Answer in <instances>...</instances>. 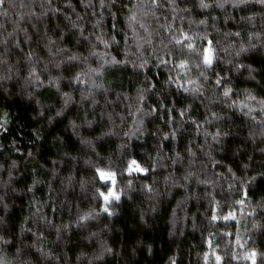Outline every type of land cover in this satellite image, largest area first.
Returning a JSON list of instances; mask_svg holds the SVG:
<instances>
[{"label":"trees","instance_id":"16d2710c","mask_svg":"<svg viewBox=\"0 0 264 264\" xmlns=\"http://www.w3.org/2000/svg\"><path fill=\"white\" fill-rule=\"evenodd\" d=\"M42 2L43 0H5L8 14L7 16L0 15V25H3V28H0V34L7 35V32L13 31L18 21L31 34L34 30L30 24L36 21L30 14L33 12L39 14ZM95 2V8L86 9L80 0H72L75 11L85 17L87 27L85 36L92 32L100 34L101 31L107 35L112 31L113 20L107 12H104L103 28L94 29L92 27L103 11L98 5V0ZM56 5L62 9L59 20L56 17H51L40 23L41 34L45 27L50 35L54 31L67 32L68 29L64 26L68 24V21L63 19V15L65 13L73 15V13L66 9L65 0H56ZM184 6L181 5V7ZM187 7L192 9L191 13L185 14L186 19L183 22L177 20L176 23H182L185 30L192 34L203 32L205 26L199 25L198 21L208 19V39H212L214 43L219 41L217 47L221 49L229 48V51H232L230 45L234 44L235 47H239L241 42L247 43L248 35L253 32L260 34V39L254 36L252 41L258 47H260L261 40H264V10L259 5L255 7L249 5L246 11L233 10L231 7H228L226 11L223 9L202 10L193 4H188ZM93 12L97 15L93 16ZM209 12L210 16L207 15ZM168 14V9H163L158 13L161 18ZM124 15V12L120 13L121 23L118 27L121 29L125 28ZM229 15L232 19H227ZM253 15L255 19L251 23L240 19ZM21 16L24 17L23 21L20 20ZM73 18L75 17L73 16ZM213 18H216L215 28L219 31H215L211 26ZM189 21L192 23L189 24ZM149 22H151V17H149ZM57 23L61 26L58 30L56 29ZM153 27H155L154 24ZM235 32H240L241 35L239 37L225 35ZM20 35L22 37L23 33L21 32ZM78 36L77 33V36L68 40L64 46L87 56L90 44H77ZM129 37L131 38L130 31ZM53 38L57 37L53 36ZM117 39L121 43L113 45L108 51L117 59H123L126 45L122 35ZM89 40L91 44L97 43L94 36H91ZM131 47L133 52L136 51L135 45H131ZM33 48L40 51L41 55H45L42 49L35 48V44H33ZM24 50L28 51L27 45H24ZM97 50L104 51L103 45H99ZM150 51L149 49L145 52V55H148ZM220 56L221 62L216 70L220 71L231 67L225 62L231 57L226 56L223 52L220 53ZM5 58L15 66L20 56L17 50H11L9 54H5ZM89 61L94 67L96 66L95 57H90ZM242 62L253 64L257 68L261 67L264 62V48H260L258 52L252 50L245 54ZM7 67V65H0V75L7 71ZM79 67L87 70V65H79ZM20 68V77L13 75V79L5 81L3 84V87L13 94L8 95L5 92L0 95V111L7 110L10 113L9 131L0 134V146H3L0 147V196H4V202L8 204V212L0 213V215H4L9 223L0 227L13 228L17 237L13 245L5 247L3 250L12 264H19L21 259L31 261V264H37L39 259L40 264H46L43 258H40L35 252V249L30 252L25 251L20 256L16 255V248L20 247L21 238L24 245H31L34 240L31 233H24L23 237L20 235V226L24 223V218L29 217L31 221V219L38 218L41 213L45 214L57 226L71 225V229L65 233L64 239L59 242L56 239L54 227L46 226L43 222L38 224L29 222L26 225L31 226L33 231L37 227L44 230L47 236L44 242L45 249H51L56 255L62 257L64 264H88L105 243L114 249L116 255L106 256L105 261L99 262V264H168L170 257H176L178 264H205V252H216L224 256L229 264H251V261H245L242 258L246 249L239 246V244L248 241L250 234L246 230L249 227L248 222L252 219L248 216L250 207L247 204L243 207L233 205L234 198L238 197L234 192L228 191V181L214 178L213 172L226 173V168L231 167L237 175L242 176L245 174L244 163L257 165L264 159L260 152V149L264 148V143H260L264 137L260 135L262 128L258 123L261 117L257 116V121H253L242 112L228 108L209 88L203 100L191 97L185 100L184 96L187 94L169 97L177 99V107H183L188 103L193 104L192 115L201 122L200 130L188 123L180 128V133L175 140L165 141L161 139L160 134H156L157 128L167 132L169 127L165 126L163 121L157 120L149 123L146 119L143 132L137 133L136 136L129 139L123 136V132L139 127L134 123L139 116L136 113L137 89L144 86L142 83L144 76L133 75L129 67L128 69L111 68L103 77L98 78L97 82L101 83L102 87L93 90L97 101L94 108L90 104L79 103L80 94L76 92L74 94L76 103L69 107L64 116L56 117L49 124L46 117H55V112L48 111L45 118L39 116V106L30 103L27 99L28 89L22 78L26 74V68L23 64L20 65ZM223 74L231 75L233 86L237 90L256 89L254 83L245 82L246 72L243 75L235 72ZM65 75L68 73L65 72ZM148 76L152 83L157 85V90L155 95L148 94L147 104H155L157 96L161 92L174 93L175 86L170 87L164 83L167 78L166 69L153 68L148 72ZM257 79L259 80L260 77ZM64 90L68 91L69 89L64 86ZM36 91L38 99L45 108L60 107V101L54 89H37ZM34 109L37 110L34 111ZM85 109L89 113L87 118L95 123L92 128L84 125L78 131L80 136L94 142L95 152L91 147L81 144L79 137L74 135L68 126L69 120L72 119H75L78 124L81 123ZM211 112L221 113L222 119L214 120L211 117ZM109 115L112 117L111 121L108 120ZM206 119L211 122L204 123ZM110 128L118 135L104 137L102 140L96 139ZM217 128L228 133L226 137H222L220 145H216L211 136H205V130L214 133ZM33 129H39L44 139L35 141L32 135ZM250 132L255 134V139L249 135ZM57 136L62 137L64 143L56 140ZM13 141H15V148H18L19 151L12 147ZM125 141H127L126 144ZM121 145H124V148H121ZM161 146L165 158L153 167V160L156 159L157 151L161 149ZM188 148L196 153L194 157L189 156ZM28 152L33 153L32 157L27 155ZM176 152L181 154V159L174 163ZM206 152H211L215 160L221 162L219 168L212 167L209 157L205 155ZM64 153H68V156H64ZM126 155L135 157L143 167L149 168L150 171L147 173L134 172L132 176L135 178L131 189L127 186V174L124 176L118 174L119 187L123 188L126 194L115 208L116 215L108 217L106 214H101L86 225L78 227L75 221L79 214L102 204V199H93L95 169L91 163H86V161L105 168L111 161L113 168H116L122 166ZM249 157H254V159L250 161ZM13 161L16 162L15 168L12 167ZM53 161H56L55 165H53ZM193 161L195 162L193 163ZM188 170H191L195 175L187 182L182 181L188 184L187 188H172L170 180L166 183V178L179 179ZM69 177H71V183H69ZM205 178L216 179L215 185L197 182L198 179ZM34 179L39 180L40 183L32 192L26 191V186H30ZM82 182L84 188H81ZM103 183L100 182L95 187H100ZM149 185L156 190L154 193L147 192L145 186ZM209 194L220 201L219 205L212 204L211 207L216 209L221 217L231 210L236 219L225 221L221 218L211 221L208 216ZM262 197H264V192L255 190L249 197L252 202L251 208H255L258 213L256 216L258 221L264 220V209L256 207ZM178 202L181 203L180 207H178ZM225 205L230 207H225ZM37 207L40 208V213H36ZM153 207H155V211L152 210ZM222 208L223 212H220ZM34 213H36L35 217ZM141 214L144 216L143 220L140 218ZM92 233L96 235L93 236ZM226 233H230V235ZM237 237H239V243ZM209 240L212 243L211 248L207 243ZM251 243H255L258 249H264V235L256 234L253 241L249 243V247H251ZM57 244H59L58 247ZM149 245L152 247V253L146 250ZM232 253H235L238 259L232 260ZM53 264L56 262L53 261ZM212 264H215L214 258H212Z\"/></svg>","mask_w":264,"mask_h":264},{"label":"snow or ice","instance_id":"6c2138e0","mask_svg":"<svg viewBox=\"0 0 264 264\" xmlns=\"http://www.w3.org/2000/svg\"><path fill=\"white\" fill-rule=\"evenodd\" d=\"M80 3L87 8H95V0H80ZM185 5L181 7V5ZM188 4L198 6L202 10L207 9H223L226 11L228 7L233 10L246 11L249 5L255 7L259 5L264 10V0H98L99 7L103 10L99 14V18L95 20L92 25L94 29L103 28L104 12L112 18V31L107 35L100 32L89 33L85 36L87 27L85 24V17L75 11L72 0H65L66 9L71 10L73 15L64 14L63 19L68 21V24L64 27L67 28V32L54 31L52 35L49 34L47 27H45L43 34L39 28V24L44 22L46 19L56 17L59 20L62 9L56 5V0H43L40 4L41 12L39 14L33 12L31 17L36 21L31 23L30 27L34 30L31 34L27 28L21 26L20 22H16V27L11 32H7V35L0 34V65H7V71L0 75V95L5 92L8 95H12L8 89L3 87L5 81L13 79V75L16 77L21 76L20 65L26 68V74L23 75V80L27 90V99L30 103H34L39 106V116L41 118L46 117L48 111H54L55 117L47 116L48 123L51 124L56 117H62L65 115L69 107L76 103L74 94L79 92L81 104H90L95 107L97 101L95 99L94 89L102 87L101 83L97 80L103 77L104 74L111 68L128 69L131 68L133 75L144 76L143 87L137 89V107L136 113L139 114L137 120L134 123L138 124L135 130L129 129L123 132L124 137L131 139L132 136H136L137 133H142L145 125V120L148 122L163 121V124L169 127V131L164 132L161 128H157V133L161 135L162 140H175L180 133V128L184 125L191 123L197 130H200L202 125L201 122L192 115L193 104L188 103L183 107H177L178 101L175 98L170 99V96L183 95L184 99L187 100L190 97L194 99L203 100L207 95L208 89L211 88L216 94L217 98L221 99L228 108H232L242 112L245 116L250 117L253 121H257V116L261 117L258 123L261 125L262 131L261 137H264V62L261 67L257 68L253 64H246L242 62L245 58V54L252 50L260 51V48H264V40H261L260 47L256 43H253V37L260 39V34L257 32L250 33L248 35V42H241L239 47L230 45L232 51L229 48H219L217 45L219 41L208 39L207 28L209 26L208 19H201L198 21L199 25H203V32L190 34L185 30L183 24H177L176 21L180 20L183 22L186 19L185 14H190L192 9L188 8ZM15 6V5H10ZM115 9V11H113ZM163 9H168L169 14L163 16L158 15ZM124 12L123 24L124 29L118 27L121 23L120 13ZM8 6L5 4V0H0V15L7 16ZM93 16L97 13L93 12ZM208 16L211 13H207ZM73 16L75 18H73ZM151 17V22H149ZM227 19H232L229 15ZM241 20H247L249 23L253 22L255 16L241 17ZM20 20L23 21L24 17L21 16ZM216 18L212 19L211 26L215 31L219 29L215 28ZM192 21H189L191 24ZM153 24L155 27H153ZM60 24H56V29H60ZM3 28V25H0ZM129 31L131 38L129 37ZM23 33L21 37L20 33ZM77 33V44H90V50L87 56L82 55L79 51H73L71 48L64 46L68 40L72 37H76ZM123 36V42L126 45L124 48L123 59H117L116 56L112 55L108 49L113 45H119L121 41L117 39L118 36ZM225 35H234L239 37L240 32L226 33ZM53 36L57 38L54 39ZM95 37L96 44H91L89 38ZM206 41V43H204ZM35 44L36 49H42L45 55H41L40 51H36L33 48ZM24 45H27L28 51L25 52ZM103 45L104 51H98V46ZM131 45H135L136 51H132ZM151 50L148 55L145 52ZM11 50H17L20 59L16 61V65L9 63V60L5 58V54H9ZM223 52L226 56H230L231 59L225 62L231 67L227 69H221L217 71V67L221 62L220 53ZM131 53V55H129ZM90 57H95L97 64L94 67L90 61ZM79 65H87V70L80 68ZM153 68L166 69L167 78L164 81L165 84L174 87V93L161 92L156 99L155 104H147L146 101L149 99V93L156 94L157 85L152 83L151 78L148 76ZM65 72L68 75H65ZM237 73L243 75L244 72L247 75L244 77L245 82L254 83L256 89L243 88L237 90L233 86L231 75H225L223 73ZM55 73V74H54ZM257 77H260L258 80ZM19 82V81H17ZM64 86L69 90L65 91ZM37 89H54L57 97L60 101L59 108H45L40 99H38ZM37 109H34V111ZM209 111H211L209 109ZM89 113L85 109L84 118L81 123H77L75 119L69 120L68 126L72 129L74 135L79 137L80 143L87 145L95 152L94 142L89 139H85L80 136L78 131L84 125L88 128H92L95 123L93 120L88 119ZM131 115V113H130ZM10 113L7 110L0 111V134H5L9 131L8 124L10 122ZM103 117V114H101ZM211 117L214 120H221L222 114L217 112H211ZM111 115L108 116V120L111 121ZM211 121L205 120L204 123H210ZM32 135L35 141L44 139L39 129H33ZM118 135L113 129L103 132L97 140H102L104 137H111ZM227 132L217 128L214 133L207 132L205 130V136H211L212 140L216 145L222 143V137H226ZM249 135L255 139L254 133ZM138 138V136H137ZM56 140L64 143L63 138L60 136L55 137ZM127 141H125V144ZM264 143V139L260 141ZM3 147V146H0ZM12 147L15 148V141L12 143ZM124 148V145H121ZM19 151L18 148H15ZM187 152L189 156L194 157L196 153L188 148ZM261 155L264 156V148L260 149ZM27 155L32 157L33 153L28 152ZM206 156L209 157V163L213 168H219L221 162L215 160L211 155V152H206ZM64 156H68V153H64ZM165 157L162 154L161 149L157 151L156 159L153 160V167H155L161 159ZM181 159V154L176 152L174 163ZM250 161L254 157L248 158ZM195 161H193L194 163ZM55 165L56 161L52 162ZM91 163L95 169L93 173V199L101 200L102 204L98 205L97 208L90 209L89 211L83 212L76 218V225L82 227L89 221L96 219L101 214H106L108 217L116 215L115 208L118 206L123 196L126 194L123 188L119 187L117 176H124L127 174V186L129 189L132 188L133 179L135 177L132 174L135 173H147L150 171L149 168L143 167L138 160L131 156L126 155L124 157V163L122 166L113 168L112 162L109 161V165L100 167L97 164ZM16 162H12V167L15 168ZM243 169L244 175H237L231 167L226 168L225 172H213V177L218 179H225L228 181V191L234 192L235 196L233 205L245 206L246 204L250 207L248 216L252 219L248 222L249 227L246 229L250 234L248 241L243 244H239L240 247L245 248L246 251L242 254V258L245 261H251V264H264V249H258L255 243H249L253 241V237L256 234L264 235V220L258 221L256 216L258 213L255 208H251V201L249 199L251 193L255 191L264 192V159L257 165L250 163H244ZM195 173L188 170L179 179L168 177L166 183L171 181L172 188H187L188 184L183 183L189 181ZM11 178V176H10ZM71 183V177L68 178ZM110 181V183H108ZM100 187H95L96 184H100ZM199 184H212L216 183V179H198ZM40 183L39 180L34 179L30 186H26V191L32 192L36 185ZM148 193H154L156 190L152 186H145ZM81 188H84L83 182ZM187 198V197H186ZM185 198V199H186ZM5 197L0 196V213L8 212V204L4 202ZM210 209L208 216L211 221L223 219L225 221L235 220L236 216L233 211H228L222 217L216 209L212 208L211 205H219L220 201L216 200L214 196L209 194ZM181 203L178 202V207ZM225 207H230L225 205ZM256 207L264 209V197L260 202H257ZM55 211V209H53ZM155 211V207L152 209ZM223 212V208L220 209ZM36 213H40V208H36ZM36 213L33 214L35 217ZM141 220L144 219L141 214ZM31 224H38L43 222L44 225L54 227L56 231L57 241L64 239V235L71 229L70 224L55 225L52 220H49L45 214H40L38 218L31 219L29 217L24 218V223L20 226V235L23 237L24 233H31L34 236L33 243L31 245H24L23 239L19 241L20 247L16 248V255L20 256L25 251H31L35 249L40 258L46 262V264H64L62 257L56 255L53 250H46L44 242L47 239L45 232L42 228L37 227L35 231ZM9 220L4 215H0V226L6 225ZM230 235V233H226ZM95 236V233H92ZM11 237V238H9ZM71 239V237H68ZM17 240L14 234V229L9 227H0V264H12L9 261L3 250L7 246H11ZM239 243V237H237ZM209 247H212L211 240L207 241ZM59 244H57V247ZM149 253H152V247L149 245L146 249ZM115 256L114 249L108 246L106 243L102 245L101 250L95 254L88 262V264H99V262L105 261L106 256ZM212 258H214L215 264H229L228 260L224 256L216 252H205L204 262L205 264H212ZM79 260V257H77ZM232 260L238 259L235 253L231 255ZM19 264H31V261L19 260ZM37 264H40L39 259ZM168 264H178L176 257H170Z\"/></svg>","mask_w":264,"mask_h":264},{"label":"rangeland","instance_id":"374dc122","mask_svg":"<svg viewBox=\"0 0 264 264\" xmlns=\"http://www.w3.org/2000/svg\"><path fill=\"white\" fill-rule=\"evenodd\" d=\"M109 183H110V181H109Z\"/></svg>","mask_w":264,"mask_h":264}]
</instances>
